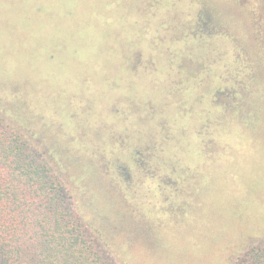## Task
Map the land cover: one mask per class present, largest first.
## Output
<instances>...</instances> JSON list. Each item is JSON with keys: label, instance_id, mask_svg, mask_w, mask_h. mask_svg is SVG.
Instances as JSON below:
<instances>
[{"label": "rangeland", "instance_id": "1", "mask_svg": "<svg viewBox=\"0 0 264 264\" xmlns=\"http://www.w3.org/2000/svg\"><path fill=\"white\" fill-rule=\"evenodd\" d=\"M0 114L109 264L264 242V0H0Z\"/></svg>", "mask_w": 264, "mask_h": 264}, {"label": "trees", "instance_id": "2", "mask_svg": "<svg viewBox=\"0 0 264 264\" xmlns=\"http://www.w3.org/2000/svg\"><path fill=\"white\" fill-rule=\"evenodd\" d=\"M10 124L0 114V264H109L74 216L59 176ZM237 264H264V242Z\"/></svg>", "mask_w": 264, "mask_h": 264}]
</instances>
